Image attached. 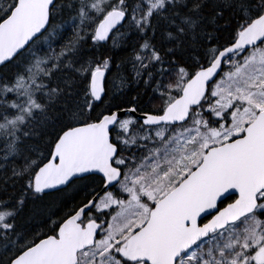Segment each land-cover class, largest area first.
I'll return each mask as SVG.
<instances>
[{
    "label": "snow or ice",
    "instance_id": "1",
    "mask_svg": "<svg viewBox=\"0 0 264 264\" xmlns=\"http://www.w3.org/2000/svg\"><path fill=\"white\" fill-rule=\"evenodd\" d=\"M0 264H264V0H0Z\"/></svg>",
    "mask_w": 264,
    "mask_h": 264
},
{
    "label": "trees",
    "instance_id": "2",
    "mask_svg": "<svg viewBox=\"0 0 264 264\" xmlns=\"http://www.w3.org/2000/svg\"><path fill=\"white\" fill-rule=\"evenodd\" d=\"M134 94V93H133ZM69 195H72V193H71V191H69V193H68Z\"/></svg>",
    "mask_w": 264,
    "mask_h": 264
}]
</instances>
